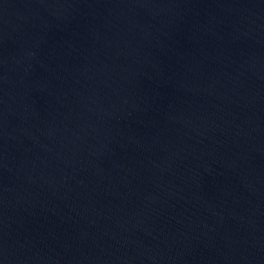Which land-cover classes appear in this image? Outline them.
<instances>
[{
    "label": "water",
    "instance_id": "obj_1",
    "mask_svg": "<svg viewBox=\"0 0 264 264\" xmlns=\"http://www.w3.org/2000/svg\"><path fill=\"white\" fill-rule=\"evenodd\" d=\"M0 264H264V0H0Z\"/></svg>",
    "mask_w": 264,
    "mask_h": 264
}]
</instances>
